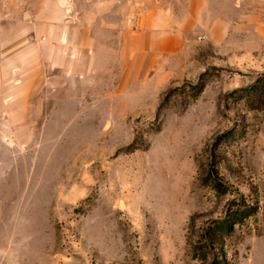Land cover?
Here are the masks:
<instances>
[{
	"label": "rangeland",
	"instance_id": "rangeland-1",
	"mask_svg": "<svg viewBox=\"0 0 264 264\" xmlns=\"http://www.w3.org/2000/svg\"><path fill=\"white\" fill-rule=\"evenodd\" d=\"M48 1L0 0V264H264V0H202L180 51L135 70L125 6L57 0L94 36L68 77L45 47L10 59Z\"/></svg>",
	"mask_w": 264,
	"mask_h": 264
},
{
	"label": "crops",
	"instance_id": "crops-1",
	"mask_svg": "<svg viewBox=\"0 0 264 264\" xmlns=\"http://www.w3.org/2000/svg\"><path fill=\"white\" fill-rule=\"evenodd\" d=\"M111 1L113 10L121 6L126 7L123 15L115 12V16H120L119 20L123 17L124 27L120 24L112 26L113 44L118 45L119 52L117 68L125 70L163 68L164 60L174 56L182 48L186 36V22L200 20L204 13V9L200 7L202 0H187L186 5L182 2L180 8L179 0ZM65 4H58L57 0H49L48 9L42 10L39 6V12L35 10L32 18L35 22L29 28H25L24 33L11 43L13 45L28 40L29 45H22L16 49L10 54V59L32 52L30 60L33 59L32 62H35L36 58L41 61V48L45 47L48 52L47 57H43L44 61L52 71L61 70L65 77L73 76L78 70L92 67L90 61L94 59V48L90 47V42L94 38L93 30L91 35L90 32L85 33L82 30L73 33L69 22L73 17L71 15L64 17L62 12H58ZM106 5L109 4L103 0L98 7ZM50 6L53 8L51 9ZM105 14L98 12L95 16L96 21L103 19ZM179 14L182 17H179ZM79 37L84 39L79 41L77 39ZM28 93L31 94L32 91L29 90Z\"/></svg>",
	"mask_w": 264,
	"mask_h": 264
},
{
	"label": "trees",
	"instance_id": "trees-1",
	"mask_svg": "<svg viewBox=\"0 0 264 264\" xmlns=\"http://www.w3.org/2000/svg\"><path fill=\"white\" fill-rule=\"evenodd\" d=\"M237 219H239V216L237 217ZM226 230H230V223L226 225V227H218L216 230V238L219 239L221 238V235H223V233H225ZM218 233V235H217ZM220 233V235H219ZM206 260V259H205ZM210 264H227L226 261H224V258L222 257H217L215 256L212 260V262Z\"/></svg>",
	"mask_w": 264,
	"mask_h": 264
}]
</instances>
